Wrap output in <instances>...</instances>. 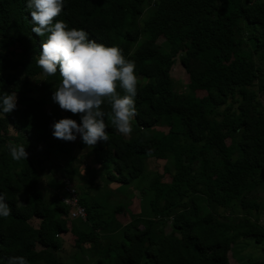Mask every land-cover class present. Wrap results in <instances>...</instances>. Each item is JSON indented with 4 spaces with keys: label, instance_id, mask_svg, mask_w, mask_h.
I'll return each instance as SVG.
<instances>
[{
    "label": "trees",
    "instance_id": "trees-1",
    "mask_svg": "<svg viewBox=\"0 0 264 264\" xmlns=\"http://www.w3.org/2000/svg\"><path fill=\"white\" fill-rule=\"evenodd\" d=\"M26 4L0 0V94L18 97L15 111L0 112V193L12 209L0 218V264L11 256L63 264L58 254L70 231L76 253L68 264H232L236 243L255 238L262 244L264 226L256 216L264 208V57L257 61L255 51L264 44V0H65L55 18L135 61L133 130L123 135L109 124V140L91 156L104 187H130L149 159L165 163L171 181L157 173L141 190L147 216L135 197L120 212L93 197L97 169L81 174L73 142L54 138V152L67 164L62 180L47 181L53 192L42 187L45 168L35 158L53 138L50 126L65 117L79 123L80 115L58 111L54 122L48 115V106L60 108L51 96L61 77L59 70L44 75L33 59L47 37L32 32ZM178 61L187 92L174 86ZM9 141L24 144L28 159L14 161ZM84 146L80 139L78 148ZM72 177L88 185L79 188L85 221L72 219L57 194ZM160 222L171 231L159 229Z\"/></svg>",
    "mask_w": 264,
    "mask_h": 264
},
{
    "label": "clouds",
    "instance_id": "clouds-1",
    "mask_svg": "<svg viewBox=\"0 0 264 264\" xmlns=\"http://www.w3.org/2000/svg\"><path fill=\"white\" fill-rule=\"evenodd\" d=\"M26 6L31 13L32 32L47 37L42 41L38 58L33 59L44 75H55L59 70L61 77L51 99L61 110L80 115L79 123L68 117L55 121L50 126L53 138L75 142L79 136L85 146L94 148L109 140L106 132L109 124L119 133L130 135L131 122L138 115L135 61L127 59L121 48L99 44L85 30L55 19L62 15L65 0H27ZM17 101L16 92H3L0 112L11 114L17 109ZM8 151L14 161L29 157L25 145L14 141L8 142ZM11 213L6 194L0 193V218ZM7 264L29 262L24 256H11Z\"/></svg>",
    "mask_w": 264,
    "mask_h": 264
},
{
    "label": "rangeland",
    "instance_id": "rangeland-1",
    "mask_svg": "<svg viewBox=\"0 0 264 264\" xmlns=\"http://www.w3.org/2000/svg\"><path fill=\"white\" fill-rule=\"evenodd\" d=\"M149 13H145L141 20L139 21L140 25L143 24L144 19L148 16ZM164 53H167V47L164 46L162 48ZM255 57L257 61H260L264 57V44L262 47L255 51ZM172 77L174 79V86L177 92H187V83H188V76L184 68L181 66L180 62L178 61L177 64L174 67V70L172 72ZM144 82L147 80L143 79ZM260 85L264 88V80L260 83ZM47 112L51 120L54 122L56 117V112H61L62 115L65 114V110H61L60 108H56L54 106H48ZM134 120L131 122L133 123ZM160 130H164L160 128ZM166 131V129L164 130ZM11 134L15 135L14 130L11 128ZM156 132L155 130L147 132V134H152ZM54 138L49 140L47 144H43L40 148V152L38 154V157L35 158L36 167L38 168V159L43 162L45 172L43 174H40L42 179V187L44 190L49 189V192H53L54 190V184H47V181L51 178H55L56 180H62L63 179V168L67 164V160H64V157L58 156L56 152H54ZM80 140V137H77V140L73 142L74 144V152L73 156L77 159L82 160V165L79 167V170L81 174H85L86 167L87 168H94L93 165V159L91 156V149L87 146H84L83 149L78 148V142ZM48 156V158H46ZM164 162H156L155 159H149L146 164V171L144 175L135 180L130 187L122 186V185H116L111 184L109 186L104 187V183L102 182L100 171L96 172V184L95 187L93 186L90 189V194L95 197L96 199H99L101 201H105L106 203L110 204L111 206L116 207L117 210L120 209L124 210L125 205L130 204L131 198L135 197V200L137 199L139 207L143 208V215L147 216L151 214L149 212L148 208V202L147 199L142 197L141 190L144 188H147L150 183L154 180V178L158 174H162L160 176V180L163 182H170L171 176L163 173V166ZM158 173V174H157ZM55 181V180H54ZM72 181L75 183V185L78 188V191L80 192L79 188L84 185V187L88 186L87 182H82L78 177H72ZM45 182V183H44ZM53 182V181H52ZM86 185V186H85ZM46 186V188H45ZM103 187V188H102ZM260 203H263L262 198L258 200ZM153 216V215H152ZM260 224L264 226V208L260 211V213L256 216ZM171 225L164 224L160 222L159 229H161L164 232H170L171 231ZM76 235L72 231H70L69 235H66L62 238L63 240V249L58 254V256L61 258L63 264L70 263L71 259L75 255V249H74V243H73V237ZM230 261L232 264H246L247 262L251 260H263L264 259V241L262 244L258 245L255 242V238H248L239 241L235 244V246L232 248L230 254Z\"/></svg>",
    "mask_w": 264,
    "mask_h": 264
},
{
    "label": "built area",
    "instance_id": "built-area-1",
    "mask_svg": "<svg viewBox=\"0 0 264 264\" xmlns=\"http://www.w3.org/2000/svg\"><path fill=\"white\" fill-rule=\"evenodd\" d=\"M59 199L69 207L72 219L83 220L87 219L86 209L80 202V194L77 186L70 178L63 180L62 187L57 191Z\"/></svg>",
    "mask_w": 264,
    "mask_h": 264
},
{
    "label": "crops",
    "instance_id": "crops-1",
    "mask_svg": "<svg viewBox=\"0 0 264 264\" xmlns=\"http://www.w3.org/2000/svg\"><path fill=\"white\" fill-rule=\"evenodd\" d=\"M93 167H94L95 169H97L96 165H93ZM94 168H92V169H94Z\"/></svg>",
    "mask_w": 264,
    "mask_h": 264
}]
</instances>
